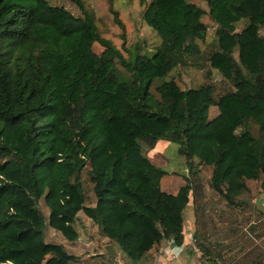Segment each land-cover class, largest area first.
<instances>
[{
  "label": "trees",
  "instance_id": "obj_1",
  "mask_svg": "<svg viewBox=\"0 0 264 264\" xmlns=\"http://www.w3.org/2000/svg\"><path fill=\"white\" fill-rule=\"evenodd\" d=\"M72 1L80 17L46 0H0V264H77L45 242L41 199L47 226L65 240L78 239L82 212L132 263L164 239L182 244L194 190L210 236L225 210H254L264 192V0H202L207 12L186 0H151L143 12L159 38L151 52L125 46L114 0L122 50ZM205 15L216 37L205 63L232 88L216 99L209 85L182 90L169 78L205 40ZM203 59L199 49L192 65ZM214 106L219 114L208 120ZM158 141L177 147L194 179L207 174L211 196L190 180L174 195L161 190L168 173L143 153Z\"/></svg>",
  "mask_w": 264,
  "mask_h": 264
},
{
  "label": "rangeland",
  "instance_id": "obj_2",
  "mask_svg": "<svg viewBox=\"0 0 264 264\" xmlns=\"http://www.w3.org/2000/svg\"><path fill=\"white\" fill-rule=\"evenodd\" d=\"M52 6L65 8L75 17H80L81 12L77 5L72 0H46ZM84 8L88 10L94 17L96 27L100 35L110 41L117 49L122 50V40L120 38L121 30L114 23L112 14L109 11L107 0H79ZM114 0L112 4L113 10L118 13V18L124 26V35L126 37V47L140 45L144 50L153 51L159 44V38L143 21V12L146 4L151 0ZM207 12V7L202 0H186ZM203 21L207 26V35L203 42H197V49L189 47L182 61L187 62L183 66H179L173 71L169 78H172L179 88L187 90L191 88H199L201 85H209L213 88V98L226 94L232 91L229 83L215 70H211L205 63V57L215 49V25L211 22L207 15L203 16ZM244 22L236 28L240 31L243 28ZM260 36L264 37V26L260 27ZM201 50L204 59L199 66L194 67L193 62L196 61L198 50ZM99 47H95V51ZM124 54V53H123ZM125 55V54H124ZM211 116H215L217 110L214 107L210 108ZM211 120V119H208ZM144 155L148 154V159L165 170L168 175L161 180V190L168 194H176L181 187L186 185L190 180L194 188L201 186L204 188L206 196H211V192L207 185V174L202 173L195 179L190 173H187L184 167L183 159L176 153V146L166 141H158L153 148H148L143 145ZM178 173V174H173ZM205 174V175H204ZM173 176L170 181L169 176ZM199 184V185H198ZM84 192L86 194V206L95 204L94 193L92 186L86 180L84 183ZM189 203L185 210H195V200H197L194 190V195L189 194ZM38 209L42 214L46 227L43 228L44 240L46 243L60 244L66 252L77 259V264H118L120 259H116L114 254V245L111 241L102 237L99 234L98 228L92 223L82 212L77 215L75 230L78 233V239L75 242H68L62 235L47 226L49 211L45 206L43 199L38 202ZM115 255V257H114ZM118 258V257H117Z\"/></svg>",
  "mask_w": 264,
  "mask_h": 264
},
{
  "label": "crops",
  "instance_id": "obj_3",
  "mask_svg": "<svg viewBox=\"0 0 264 264\" xmlns=\"http://www.w3.org/2000/svg\"><path fill=\"white\" fill-rule=\"evenodd\" d=\"M211 111L209 109V119L212 120L219 111L215 116H211ZM173 176L168 179L171 181ZM252 204L254 210H225L226 221L210 224V229L216 230L211 237L201 222L203 210H198V202H195V210L183 212L181 245L164 239L139 262L132 263L112 242L116 259H120L118 264H196L202 260L217 264H264V192L254 198Z\"/></svg>",
  "mask_w": 264,
  "mask_h": 264
},
{
  "label": "built area",
  "instance_id": "obj_4",
  "mask_svg": "<svg viewBox=\"0 0 264 264\" xmlns=\"http://www.w3.org/2000/svg\"><path fill=\"white\" fill-rule=\"evenodd\" d=\"M196 264H212V263L207 260H202V261H198Z\"/></svg>",
  "mask_w": 264,
  "mask_h": 264
}]
</instances>
